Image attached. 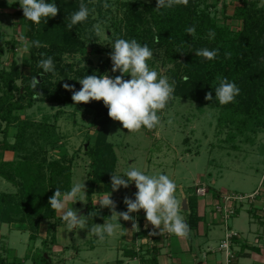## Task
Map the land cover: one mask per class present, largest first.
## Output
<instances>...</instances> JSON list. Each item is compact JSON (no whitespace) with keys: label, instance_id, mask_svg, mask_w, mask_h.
Segmentation results:
<instances>
[{"label":"trees","instance_id":"1","mask_svg":"<svg viewBox=\"0 0 264 264\" xmlns=\"http://www.w3.org/2000/svg\"><path fill=\"white\" fill-rule=\"evenodd\" d=\"M247 1L238 10L243 25L242 30L236 32L219 28L217 20L209 15L207 7L201 8L198 0H188L187 5L160 9L136 1L124 2L118 6V11L124 13L123 18L112 24L113 40L127 35L141 45L147 44L152 51L165 50L164 63H174L176 67L170 72L175 81L174 97L217 109L219 123L225 122L226 130L230 133L251 130L254 122L264 124V16L259 15L262 9H253L259 0H255V4ZM46 2L56 3L59 9L58 15L47 18L46 23L42 19L40 24H35L20 13L27 27L25 37L28 42H41V47L32 45L28 50L30 72H21L16 62L12 63L10 70H0V136H3L0 149L13 154V159L1 160L0 177L15 188L14 192L0 193V224H26L33 241L39 236L42 222L56 218L57 212L50 207L48 200L56 188L62 192L70 190L73 166L65 156L50 157V152L57 148L63 137L57 124L60 113L53 117L54 122L51 118L37 122L20 120L17 113L30 110L38 102L73 104L63 99L69 93L63 85L59 81L52 83L51 73L41 77L39 72L42 69L37 65L41 59L50 56L55 73L60 72L67 79L73 73L72 66H62L61 56L65 52H77L83 47L84 43L78 35L81 37V33H86L79 24L71 30L66 26V18L79 8L74 0ZM141 8L145 11H141ZM85 23H90L89 19ZM193 26L195 34L191 36L186 29ZM209 31L215 33L214 38H209ZM157 36L160 37L158 43L155 42ZM3 45L4 40L0 39V57ZM203 48L218 50V55L212 60L196 56L195 51ZM226 53H231V57L226 58ZM78 75L81 79L86 76L83 73ZM33 76L39 81L35 91L43 94L37 99H33L34 90L30 86ZM217 77L227 78L239 87L240 93L233 102L220 105L215 98V88L219 85ZM209 92L212 93V100L205 99ZM84 107L96 112L99 118V131L85 150L90 159L85 184L87 213H97L93 197L112 191L111 173L116 174L118 157L114 146L107 139L113 120L109 118L103 101ZM11 138H14L13 143L9 141ZM197 219L193 211L188 222L190 229L196 226ZM50 229V240L44 242L46 245L56 242L54 226L53 230ZM41 261L50 264L49 257L45 255L41 256ZM0 264H8L2 253Z\"/></svg>","mask_w":264,"mask_h":264},{"label":"rangeland","instance_id":"2","mask_svg":"<svg viewBox=\"0 0 264 264\" xmlns=\"http://www.w3.org/2000/svg\"><path fill=\"white\" fill-rule=\"evenodd\" d=\"M74 1L78 5L80 4V0ZM133 1L157 6V0H107V3L112 7L104 9L102 5L105 0H84L90 9H95L94 12H90L88 17L90 23L79 24L80 29L86 32L81 33V37L78 35L84 45L77 52L62 54L60 64L72 66L73 73L64 79L60 72H56L52 74L53 77L50 79L52 83L58 81L62 85L67 83L74 86L75 90L78 91L82 87L78 82L81 79L78 73H83V75L107 73L109 76L120 74L119 72H111L110 54L113 51L111 44L114 43L112 24L123 18L124 13L118 11V6L121 3ZM244 1L247 0H198L201 8L207 7L209 15L217 20L218 27L225 28L229 32L242 30L243 19L239 17L238 10ZM254 1L248 0L247 3L253 4ZM259 1L257 5L254 2L255 7L253 9H262V13L259 15L264 16V0ZM140 10L145 11L144 8ZM20 13L23 11L19 5V0H0V39H3L5 43L3 54L0 57V70H10L12 63L16 62L20 71L28 74L30 72L29 51H25L24 48L25 39L27 40L25 37L27 27L23 23V16ZM97 23L101 24V32L98 36L93 31V25ZM21 37L25 39H21ZM123 38L131 40L127 35ZM164 55L165 50L163 49L153 51V57L148 61V64L151 69L167 76L171 82L170 72L176 67L174 63H164ZM124 78L130 79V76ZM68 92V96L63 97V99H67L73 104L38 102L30 110L17 113V115L20 120L29 119L37 122L51 118V121L54 122L53 117L60 113L57 124L59 133L63 137L57 148L50 152V157L65 156L73 166L72 185L82 181L86 184L90 170V159L85 154V150L91 138L93 139L99 131L97 127L99 118H97L96 112L84 106H94L97 101H91L88 104H75L71 99L73 93ZM158 115L161 116L162 121L159 126L153 130L142 128L137 133H128L118 121L110 123L107 139L114 146L118 156L116 174H123L131 166L140 168L149 174H157L162 171L169 176L173 174V177L177 178V183L181 182L186 189H188L187 186L194 183L196 178L202 175L201 178L209 189L208 197L223 191L244 196L253 195L257 190L264 193V124L254 122L251 130L230 133L229 130H226L225 122L219 123V111L217 109L176 97ZM157 129L164 132L163 140L156 132ZM2 139L3 136H0V140ZM9 141L13 143L14 138L9 139ZM189 188L192 190L193 187ZM14 191V186L0 177V193ZM136 191L133 183L127 189L121 187L118 191L112 192L111 198L117 204L126 196L134 199ZM104 194L107 193H102L98 199ZM257 198L243 202L239 207L251 205L256 202ZM85 202L77 201L74 203V209L79 210L78 214L83 211V213L85 212L83 215H88L86 213L87 196ZM54 219L47 220L48 223L46 224L52 228L50 230H53V226H55ZM232 220L229 222L230 225ZM88 224L91 226L89 219ZM57 225L65 228L63 232L66 233L67 229L62 220H58ZM49 228L48 241L50 240ZM86 232H88L87 229L71 232L67 230L69 239L65 236L67 240L63 238L62 241H68L67 244L72 246L75 242L78 244L77 241L83 244ZM25 236H22V239L25 240ZM73 236H75L74 239H72ZM14 241L16 242L15 249L18 257L15 264H30L22 261L23 259L20 257L21 253L25 255L28 252V245L21 244L18 240ZM117 242L115 241V244ZM99 243L101 241L97 240L96 245ZM84 244H87V241ZM46 246H49V243ZM28 253L31 255V252ZM81 255L84 256V254ZM35 257H39V254ZM92 258L95 259L96 257L93 256Z\"/></svg>","mask_w":264,"mask_h":264},{"label":"clouds","instance_id":"3","mask_svg":"<svg viewBox=\"0 0 264 264\" xmlns=\"http://www.w3.org/2000/svg\"><path fill=\"white\" fill-rule=\"evenodd\" d=\"M180 4L187 5L188 0H157L156 9L171 8ZM19 5L24 18L35 24H40L42 19L46 23L47 18H54L59 12L56 3H47L46 0H19ZM102 6L104 9L112 7L107 0ZM94 11L95 9H90L84 0H80L78 10L70 13L66 18L67 28L71 30L75 25L85 22L90 12ZM93 31L98 36L101 32V24H94ZM186 32L194 36L195 27L187 28ZM214 36L215 33L209 31V38H214ZM21 39L25 38L21 37ZM159 39L160 37L157 36L155 42L158 43ZM32 45L41 47V42L36 40L30 44L25 39V51H28ZM111 46L113 49L110 54L111 72H119V75L94 73L78 80L82 86L78 91L67 83L63 84V87L73 93L71 99L75 104L103 101L108 109L109 118L120 122L128 133H137L142 128L153 130L162 122L158 113L164 110L174 98L175 81L170 82L167 76L149 67L148 61L153 57V51L147 44L141 45L135 39L117 38ZM195 53L196 56L212 60L218 55V50L203 48ZM225 56L230 58L231 53H226ZM37 66L42 69L39 72L41 77L45 73H55V65L50 56L41 59ZM125 76H130V79H125ZM184 79L187 81L188 78ZM217 80L219 85L215 88V98L219 104L226 105L233 102L240 93L239 87L227 78L217 77ZM38 84L36 76H33L30 82L34 90L33 99L43 95L35 91ZM205 99L212 100V93L206 94ZM133 183L137 189L135 199L126 196L123 203L127 206V211L117 212V205L111 198L112 192L118 191L121 187L127 189ZM111 190L95 201V204L98 203L101 208L111 210L110 221L105 220L103 224L93 223L89 226V217L93 219L98 213L91 211L88 215H80L79 210L72 207L77 201L86 203L84 181L73 183L68 191L62 192L60 188H56L54 194L49 197L48 203L54 211L61 214V219L68 231L87 229L100 241L114 235L117 228L121 226L119 222L121 219L131 221V230L138 232L139 223L132 213H138L140 210L144 211L147 221L144 227L147 228L149 224L153 226L154 230L149 233L150 236L163 235L167 232L177 238L187 239L190 235V226L181 215V201L175 194L177 185L169 175L149 174L140 168L131 166L123 174L111 173ZM70 204L71 207H69ZM155 229H159V232Z\"/></svg>","mask_w":264,"mask_h":264},{"label":"crops","instance_id":"4","mask_svg":"<svg viewBox=\"0 0 264 264\" xmlns=\"http://www.w3.org/2000/svg\"><path fill=\"white\" fill-rule=\"evenodd\" d=\"M156 132L163 140L164 132L158 129ZM11 159H13L12 153H5L0 149V162ZM161 173L164 172L161 171ZM171 176L170 178L177 185L175 194L181 201V215L187 223L193 211L198 218L196 226L190 229L187 239L177 238L167 232H164L163 235L150 236L149 233L154 230L153 226L149 224L147 228L144 227L147 221L144 211L140 210L138 213H132L139 223L140 230L138 232L131 230V221L121 219L119 221L121 226L117 228L114 235L106 237L99 245H96L99 239L88 231L84 234L87 244H84L85 241L83 244L77 241L78 244L75 242L72 246L67 244L68 241H62L65 236L67 239L69 238L67 230L65 233L63 232L65 228L57 225L58 220H62L61 214L57 213L55 222H53L55 223L56 242L49 244L51 247L44 243L47 240L50 227L46 224L47 220L42 222L39 236L35 241L30 239V232L26 224L3 223L0 224V253L6 257L8 264H15L18 257L14 240H18L21 244L28 245V252H31V255L28 252L25 255L21 253L20 257L23 259L22 261L30 264H44L41 261V256L44 254L49 257L50 264H223L226 255L220 249V244L227 233L233 232L236 234L232 246L235 254L234 264H264V193H260L255 203L247 204L243 208L239 207L233 220L231 219L232 224L225 226L221 217L216 214L214 205L219 201L222 193L228 191L208 197L209 189L207 188L206 195H197L193 188H195L197 180L201 179L204 182L201 178L202 175L196 178L190 186H187L188 189L181 182L177 183V178L173 177V174ZM213 183H215L214 180ZM189 187H193V191ZM100 195L95 194L93 197V205L97 208L99 215L93 219L89 218L91 225L93 223L103 224L105 220L110 221L111 210L95 204ZM133 198L135 199V196ZM123 201L124 199H121L116 204L119 205L116 207L117 212L127 211V206ZM72 206L74 209L75 205ZM83 214L85 212L82 211L80 215ZM98 217L100 219L97 220ZM155 231L159 232V229H155ZM24 235H26L25 240L22 239ZM74 238L75 236L72 237V239ZM115 241H118L117 244ZM38 254L39 257H35ZM93 256L96 258H92Z\"/></svg>","mask_w":264,"mask_h":264},{"label":"built area","instance_id":"5","mask_svg":"<svg viewBox=\"0 0 264 264\" xmlns=\"http://www.w3.org/2000/svg\"><path fill=\"white\" fill-rule=\"evenodd\" d=\"M208 192L207 187L201 180L195 184V193L197 195H206ZM260 195V191L257 190L253 195H240L236 193L225 192L220 196L219 201L214 205L216 214L221 217V220L225 226L229 225L231 219L236 215L239 205L248 200L255 199ZM264 210V207H263ZM169 234V233H168ZM236 237L235 233H227L224 240L220 244V249L224 251L226 257L223 264H234L235 254L232 250L233 239Z\"/></svg>","mask_w":264,"mask_h":264}]
</instances>
